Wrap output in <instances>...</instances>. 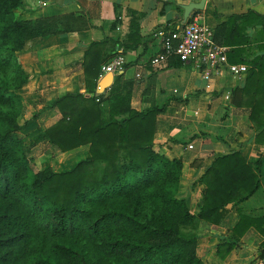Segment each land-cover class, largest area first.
<instances>
[{
  "label": "trees",
  "instance_id": "1",
  "mask_svg": "<svg viewBox=\"0 0 264 264\" xmlns=\"http://www.w3.org/2000/svg\"><path fill=\"white\" fill-rule=\"evenodd\" d=\"M20 4L0 0V264H204L197 251L200 222L220 225L230 203L237 206L254 195L261 186V162L254 168L242 154V144L217 155L195 182L205 188L199 212L191 211L188 199L179 195L183 159L166 156L154 143L157 116L172 100L156 103L158 73L185 62L172 57L153 66L163 52L164 36L157 34L144 42L136 61L126 64L127 69L145 65V78L119 72L106 96L99 91L102 66L141 44L133 33L123 44L106 37L89 45L83 66L93 95L58 98L50 107H57L62 118L36 140L45 137L62 152L90 144L88 155L70 169L35 170L32 149L21 133L29 121L20 122V91L29 77L18 54L32 39L92 24L84 12L20 20ZM215 15L220 21L213 27L214 41L228 47L229 63L248 66L240 86L232 89L230 104L248 110L255 142L264 145V14L249 9ZM254 42L263 43L262 52L251 57L247 46ZM142 81V96L150 105L136 110L133 93ZM38 117L36 113L31 120ZM238 211L239 221L217 246L223 259L250 228L264 237V215ZM258 259L264 264V240L253 261Z\"/></svg>",
  "mask_w": 264,
  "mask_h": 264
},
{
  "label": "crops",
  "instance_id": "2",
  "mask_svg": "<svg viewBox=\"0 0 264 264\" xmlns=\"http://www.w3.org/2000/svg\"><path fill=\"white\" fill-rule=\"evenodd\" d=\"M188 3L187 0H21L17 10L20 20L84 12L92 24L89 29L32 39L19 52L20 63L29 77L20 91L24 101L20 122L29 121L21 132L27 144L31 146L37 142L41 134L62 118L57 107H50L58 98L76 93L86 97L93 95L87 91L83 66L85 52L92 42L108 37L123 44L130 34L136 33L141 44L122 54L126 63L134 62L144 52V42L160 30L178 27L186 21L184 5ZM249 9L264 14V0H206L204 8L195 17L214 27L220 21L215 13L226 16ZM249 33L254 35L255 30L250 28ZM262 44L254 42L247 46L248 55L253 57L262 52ZM124 72L127 78H136V73L145 78L148 70L145 65L136 64ZM241 82L226 68L207 78L204 67L199 68L193 61L186 62L181 68L163 69L158 73L156 103L162 105L167 99L172 100L167 111L157 116L155 149L170 158L183 159L179 195L188 199L193 213L199 212L198 203L205 188L195 182L217 155L227 154L242 144L240 150L254 168L261 162V186L254 195L237 206L230 203L220 225L200 222L197 251L204 264L261 263L260 259L253 261L264 240L255 228L246 232L240 245L225 259L217 253L218 244L239 221L238 208L251 216L264 215V157H261L264 145L255 142L248 110L230 104L232 89L240 86ZM145 85L142 81L135 87L132 107L136 110H144L150 105L142 96ZM108 90L104 91L105 96ZM103 106L106 107L104 103ZM36 113L39 117L31 120ZM44 139H39L38 143ZM48 144L58 153L68 156L65 161L74 165L75 160L86 157L90 151V144L68 152H62L50 142ZM190 144L194 148L190 149Z\"/></svg>",
  "mask_w": 264,
  "mask_h": 264
},
{
  "label": "built area",
  "instance_id": "3",
  "mask_svg": "<svg viewBox=\"0 0 264 264\" xmlns=\"http://www.w3.org/2000/svg\"><path fill=\"white\" fill-rule=\"evenodd\" d=\"M189 3L195 0H187ZM196 15L186 20L173 30H160L157 34L164 36L163 52L156 56L151 64L153 66L167 62L172 57H179L183 62L193 61L205 69V76L209 78L212 73H218L226 68L239 81H243L248 66L246 64L229 63L227 57L228 47L217 44L214 41L213 27L200 21ZM126 59L122 54L114 55L102 66L101 77L108 73L124 72ZM137 79L142 78L141 73H136ZM100 88V87H99ZM189 148H194L193 144Z\"/></svg>",
  "mask_w": 264,
  "mask_h": 264
},
{
  "label": "rangeland",
  "instance_id": "4",
  "mask_svg": "<svg viewBox=\"0 0 264 264\" xmlns=\"http://www.w3.org/2000/svg\"><path fill=\"white\" fill-rule=\"evenodd\" d=\"M31 149H32V157H33V168L35 170H42L45 169L46 167H52L54 170H65L72 168L74 166L73 162L69 163L66 162V158L63 156V154L58 153V150L55 148L51 147L48 142L44 141L40 143H32L31 144ZM80 159L75 160L74 163L79 161ZM62 161V162H61ZM61 163L63 164L62 166ZM69 163V164H67ZM66 164V165H65ZM256 261H254L255 263Z\"/></svg>",
  "mask_w": 264,
  "mask_h": 264
},
{
  "label": "water",
  "instance_id": "5",
  "mask_svg": "<svg viewBox=\"0 0 264 264\" xmlns=\"http://www.w3.org/2000/svg\"><path fill=\"white\" fill-rule=\"evenodd\" d=\"M206 0L194 1L184 5L185 15L184 18L187 20L196 11H201L204 8ZM114 73L106 74L99 82V91L104 92L106 89L110 88L114 81Z\"/></svg>",
  "mask_w": 264,
  "mask_h": 264
}]
</instances>
